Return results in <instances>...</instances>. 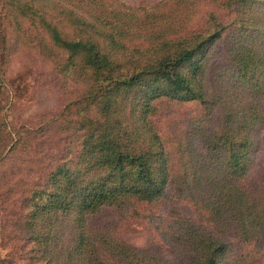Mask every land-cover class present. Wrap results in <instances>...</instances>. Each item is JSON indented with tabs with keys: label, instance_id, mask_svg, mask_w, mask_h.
<instances>
[{
	"label": "trees",
	"instance_id": "1",
	"mask_svg": "<svg viewBox=\"0 0 264 264\" xmlns=\"http://www.w3.org/2000/svg\"><path fill=\"white\" fill-rule=\"evenodd\" d=\"M22 49L64 97L36 125L11 115ZM171 104L195 109L179 133ZM263 138L264 0H0V234L25 264H264Z\"/></svg>",
	"mask_w": 264,
	"mask_h": 264
},
{
	"label": "rangeland",
	"instance_id": "2",
	"mask_svg": "<svg viewBox=\"0 0 264 264\" xmlns=\"http://www.w3.org/2000/svg\"><path fill=\"white\" fill-rule=\"evenodd\" d=\"M131 6H146L163 0H121ZM214 3L202 1L199 4L198 13L193 18L190 28L201 25L207 12L212 11L220 13L219 8ZM222 44L218 43L215 50L216 57L211 65L212 70L220 67L223 61L221 57ZM4 74L6 86L10 92L13 109L12 120L17 123L28 122L34 124L42 116L50 115L58 110L64 97L60 88L58 76L52 71L49 63H43L29 50H19L9 57L5 58ZM195 113V109L189 104L175 105L171 104L163 107L156 120L162 131L173 130L172 133H179L182 127L186 126V120ZM38 123H35V125ZM166 133V132H165ZM169 135H173L168 132ZM61 139V138H60ZM56 143L52 137H49L46 143L41 144L38 149ZM257 162V160H256ZM264 162V138L263 146L258 153V165ZM135 231H126L124 238L132 245L148 249H157L161 247L159 239L148 229L142 226H134ZM16 248L12 242L3 239L0 234V264H25L20 256L15 252Z\"/></svg>",
	"mask_w": 264,
	"mask_h": 264
}]
</instances>
